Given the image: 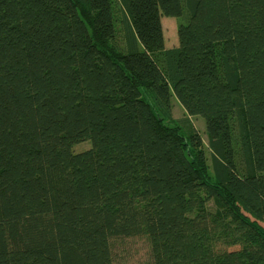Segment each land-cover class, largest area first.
Masks as SVG:
<instances>
[{"label": "trees", "instance_id": "trees-1", "mask_svg": "<svg viewBox=\"0 0 264 264\" xmlns=\"http://www.w3.org/2000/svg\"><path fill=\"white\" fill-rule=\"evenodd\" d=\"M132 238L264 264V0H0V264H131Z\"/></svg>", "mask_w": 264, "mask_h": 264}, {"label": "rangeland", "instance_id": "rangeland-1", "mask_svg": "<svg viewBox=\"0 0 264 264\" xmlns=\"http://www.w3.org/2000/svg\"><path fill=\"white\" fill-rule=\"evenodd\" d=\"M162 24H163V29H164V35H165V46L170 47L172 45L177 44V33H176V27L178 24V20L176 17L173 16H164L162 18ZM216 51H217V56H219L220 53V45L218 42H216ZM171 103H172V112L174 117H183L186 116V111L184 108L180 105L178 100L173 96L171 98ZM193 119V124L194 128L198 131V133L202 137L203 141V146L205 149L206 146V135H205V130H204V119L201 116H192ZM89 146V142H80L74 146L75 150H82L85 149ZM207 155L209 156L208 150H207ZM130 247L132 248L127 251H133V255H128L127 256V263L131 264H140L144 260L142 251L144 250V244L143 242H138L135 240V238L128 239L127 242L125 243L124 247Z\"/></svg>", "mask_w": 264, "mask_h": 264}]
</instances>
